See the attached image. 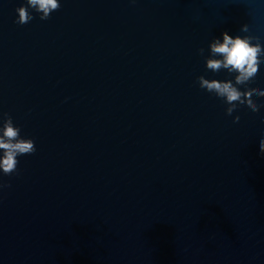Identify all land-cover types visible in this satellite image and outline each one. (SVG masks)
<instances>
[{
	"label": "water",
	"instance_id": "water-1",
	"mask_svg": "<svg viewBox=\"0 0 264 264\" xmlns=\"http://www.w3.org/2000/svg\"><path fill=\"white\" fill-rule=\"evenodd\" d=\"M23 5L0 0V114L36 151L0 176V264H264V108L197 83L222 32L264 43V0Z\"/></svg>",
	"mask_w": 264,
	"mask_h": 264
},
{
	"label": "clouds",
	"instance_id": "clouds-1",
	"mask_svg": "<svg viewBox=\"0 0 264 264\" xmlns=\"http://www.w3.org/2000/svg\"><path fill=\"white\" fill-rule=\"evenodd\" d=\"M135 3L136 0H129ZM60 0H24V5L17 7L16 23L24 25L33 19L31 13H36L40 20H47L51 13L58 10ZM241 34L222 32L214 37L205 49L198 50L204 58L205 71L214 76L224 73V79H206L197 77L200 89L220 98L228 105L225 114L233 116L240 106L252 113H258L264 105H257L255 101L264 97V90L253 91V85L264 70V43L257 37L249 35V28L243 25ZM239 123V116L233 118ZM34 140L21 136V128L14 124L7 113L0 114V176H9L17 171L18 157L35 153ZM259 155L264 157V137L259 140ZM10 185L0 183V191Z\"/></svg>",
	"mask_w": 264,
	"mask_h": 264
}]
</instances>
